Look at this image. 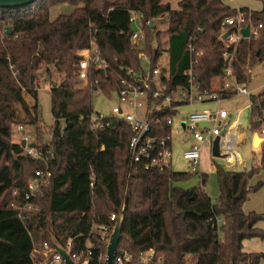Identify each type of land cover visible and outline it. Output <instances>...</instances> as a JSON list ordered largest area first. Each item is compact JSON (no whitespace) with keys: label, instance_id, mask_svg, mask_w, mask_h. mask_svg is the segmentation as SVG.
Wrapping results in <instances>:
<instances>
[{"label":"trees","instance_id":"1","mask_svg":"<svg viewBox=\"0 0 264 264\" xmlns=\"http://www.w3.org/2000/svg\"><path fill=\"white\" fill-rule=\"evenodd\" d=\"M252 1L262 4L260 12L239 11L252 24L264 25V0ZM63 4L73 6L74 11L51 20V9ZM237 12L224 0H180L178 10L164 0H37L20 9H0V264H32L34 246L44 241L55 239L65 245L70 238L83 235L79 242L84 243L93 222L109 224L111 214L122 210L119 251L136 255L154 249L166 264L264 263V253L244 252L246 240H264V231L257 227L264 216L243 210L250 195L264 187V182L250 185L264 171V144L261 168L244 172L217 169L220 197L214 205L203 191L207 175L202 176L199 188L182 191L174 184L192 174L136 170L130 165L129 126L119 119H106L94 129L90 119L95 92L110 96L118 90L125 69L141 66L139 51L131 42L132 13H139L144 22L169 16L165 70L171 87L186 84L190 44L198 54L195 68L205 89L223 83L229 67L245 85L248 68L264 61V29L258 38L227 48L222 31ZM8 27L12 33L1 37ZM143 28L146 53L156 67L162 54L160 33L145 23ZM154 37L159 40L156 49L152 48ZM92 41L110 67L92 71L88 85L80 89L78 53ZM226 51L234 54L230 66L223 58ZM42 78L56 84L51 90L53 177L40 200L41 210L21 221L12 208L17 200L13 194L24 192L35 171L44 165L27 157L22 145L13 142L12 127L42 122L36 89ZM30 97L35 101L31 107ZM251 102L253 133L263 128L264 93L251 97ZM63 120L67 128L61 134ZM218 220H224L219 229ZM92 241L104 248L96 237Z\"/></svg>","mask_w":264,"mask_h":264},{"label":"built area","instance_id":"2","mask_svg":"<svg viewBox=\"0 0 264 264\" xmlns=\"http://www.w3.org/2000/svg\"><path fill=\"white\" fill-rule=\"evenodd\" d=\"M165 17L169 22V16ZM137 20L138 18H131L132 23ZM162 20L163 17L144 22L142 17L141 24L143 26L145 23V25L155 28V22ZM248 25L250 26L249 39L258 38L264 29L263 24H252L251 20L239 10L235 16L227 19L222 37L227 32L229 34L224 40L221 37L225 46L236 48L242 40L246 39L242 35V30ZM5 33H7L6 30L1 33V37ZM131 42L139 51L140 62L146 60L152 64L151 56L140 50V44L146 43L145 30L140 33L133 32ZM187 50L191 57V64L185 73V85L171 87L169 72L165 70L166 66L159 63L156 67L151 65L149 72L141 66L138 70L127 68L120 76L118 90L112 92L110 96L106 95L107 97L115 95L119 104L113 108L111 117L93 111L90 116L93 128L100 127V123L106 119H119L125 122L131 131L128 146L130 165L136 170L159 173L168 169L173 171L174 135L181 132L189 134L193 140V143L183 151V159L188 162L190 174H200L201 178L204 175L199 173V167L205 147L208 150V159L211 161L222 159L229 169L239 165L246 167L238 152V148L243 142V137L238 130V122L230 119L229 112L223 109L221 104L230 96L251 98V92L245 85L237 81L230 67L225 72L223 83L220 82L217 89H205L198 80L195 68L198 63V54L191 44ZM78 56L80 60L77 79L86 86L92 71H107L110 67L108 60L103 56L95 41L91 42L89 48L80 51ZM162 57L163 53L160 60ZM233 57L234 54L230 55L228 51L223 56L226 61H229V66ZM262 64L264 65V61ZM42 87L51 91L54 85L51 81L42 78L36 89L40 90ZM221 91L227 95H223ZM31 100L35 103L32 98ZM27 103L31 107L28 100ZM207 105H216L217 107L214 110H196L198 107ZM186 109H194V111L184 114ZM60 124L59 129L63 134L67 123L63 120ZM54 128L55 120L49 138L40 142L37 141L36 134L32 136L26 131L24 125L17 127V132L20 135L18 144L22 145L23 142H26V148H23L25 155L44 165L42 169L35 171L24 192L15 191L13 194L17 200L12 204V208L17 212L21 221L27 220L31 214L41 210L40 200L51 186L53 172L50 163L55 157L52 144ZM218 137H220L221 158H217L213 154L214 143ZM32 145L35 147H31ZM121 212L111 214L109 224L100 225L93 222L91 232L84 243L79 242V239L83 237L80 235L70 238L65 245L55 239L35 245L31 254L32 264H66L60 253V247L63 248L73 264H107V248ZM222 225H224V220H218V229ZM93 237H96L104 248L97 246L92 241ZM114 264H166V259L154 249L140 251L136 255L118 249Z\"/></svg>","mask_w":264,"mask_h":264},{"label":"rangeland","instance_id":"3","mask_svg":"<svg viewBox=\"0 0 264 264\" xmlns=\"http://www.w3.org/2000/svg\"><path fill=\"white\" fill-rule=\"evenodd\" d=\"M179 1L180 0H164V3H169L174 10L179 9ZM230 7L234 9H241L244 7L250 8L253 11L262 10V4L260 2L252 1V0H224ZM74 7L68 4L58 5L51 9L50 11V19L55 20L60 15H68L74 11ZM132 17L138 18L136 22H133L131 25L132 32L140 33L143 29L142 26V17L139 13H132ZM167 18L163 17L161 22H155V34L157 32L160 33V50L163 53V57L160 60L159 64L163 66H167L169 56L166 52L168 49V22ZM163 24V25H162ZM159 40L154 37L152 40V48L156 49L158 46ZM140 50L143 53L147 52L146 43L140 44ZM264 60V57L263 59ZM151 63L146 60H141V67L149 72L151 68ZM248 82L246 83L247 89L251 92L252 97L258 96L264 93V66L261 62H257L253 67L248 68L247 70ZM58 79V78H57ZM86 85L80 82L77 88L83 89ZM38 102L41 108V119L38 125H24L26 131L30 133L32 136H35L37 141L43 142V140H47L51 134L52 127L54 126V120L51 113V91L50 89L42 87L38 90ZM118 99L115 95L112 97H107L102 92H95L93 96V110L95 113L102 114L106 117L112 116V110L115 106H117ZM31 105H35V103H31ZM252 106L250 97H233L222 102L221 107L227 111H229L232 116V121H237L239 123L238 130L243 137V142L238 148V152L245 162L246 167L244 166H236L232 169H229L226 165V162L222 159L218 160H209L208 159V150L205 147L203 150V158L199 167V173L207 175L206 185L203 187V191L212 199L214 205H218L219 197H220V186L218 181L217 169L221 168L228 171L235 172H244L250 171L253 168H261L260 161L262 158V146L257 149L252 148V135L259 134L262 138H264V124L261 131H254L252 133L250 128V108ZM216 105H212L210 109H216ZM193 109H186L184 114L192 113ZM18 124V123H16ZM13 125V137L12 140L15 143L20 141V135L17 132V127L19 125ZM35 138V137H33ZM193 140L191 136L186 133H176L174 135V156L172 161V169L176 174H190L188 169V162L183 159V151L187 149ZM258 182H264V171L261 170L259 175H257L251 182L250 185H256ZM201 185V175L193 174L190 175L189 178L185 181L176 182L174 187L178 190L182 191H192L194 189L199 188ZM243 210L246 214L255 212L257 214L264 216V187L256 193H252L249 197V200L244 204ZM260 230L264 231V219L259 222L257 226ZM244 252L245 253H264V240L261 239H250L244 242ZM188 264H191L190 262ZM264 264V263H262Z\"/></svg>","mask_w":264,"mask_h":264},{"label":"water","instance_id":"4","mask_svg":"<svg viewBox=\"0 0 264 264\" xmlns=\"http://www.w3.org/2000/svg\"><path fill=\"white\" fill-rule=\"evenodd\" d=\"M37 0H0V9L4 10H10V9H20L27 7L29 5H32ZM153 28V26H151ZM7 34L12 33V28L8 27L6 29ZM229 32H227L222 38L223 40L227 37ZM242 35L244 38L249 39L250 38V26L248 25L245 29L242 30ZM226 65H229V61H226ZM56 84H54L55 86ZM71 127V125H69ZM264 143V138L259 136V134H255L253 138V146L254 149L260 148L261 145ZM31 147H35L32 145ZM22 148H26V142L22 143ZM213 154L217 158H221L220 154V137L216 138L213 148ZM124 211L119 214L117 223L114 228V232L112 234V238L110 241V244L107 248V254H108V262L107 264H114L115 256L118 252L119 243L121 241L122 237V230H123V224H124ZM60 253L63 255L64 260L66 264H73V262L70 260L69 256L66 254V252L63 250V248L60 247Z\"/></svg>","mask_w":264,"mask_h":264},{"label":"crops","instance_id":"5","mask_svg":"<svg viewBox=\"0 0 264 264\" xmlns=\"http://www.w3.org/2000/svg\"><path fill=\"white\" fill-rule=\"evenodd\" d=\"M244 8H247V7H244ZM247 9H249V11H253L252 9H250V8H247ZM237 10H240V9H237ZM261 11V10H260ZM260 11H258V12H260ZM262 64V63H261ZM263 65V64H262ZM264 66V65H263ZM220 85V81H218V82H216L215 83V88L217 89V87ZM245 86H246V84H245ZM247 88V87H246ZM233 97H247V96H230V97H228L227 99H230V98H233ZM227 99H225V100H227ZM222 105V104H221ZM210 106H212V105H207V106H201V107H198L196 110H214V109H210L209 107ZM194 110V109H193ZM229 112V111H228ZM229 115H230V118H231V116H232V114L229 112ZM238 125H239V123H238ZM253 138H254V135H252V145H253ZM15 143V142H14ZM18 144V143H17ZM252 148L254 149V146H252ZM255 150V149H254Z\"/></svg>","mask_w":264,"mask_h":264}]
</instances>
